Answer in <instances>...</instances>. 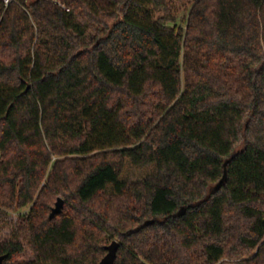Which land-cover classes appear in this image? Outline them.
<instances>
[{
  "label": "trees",
  "instance_id": "16d2710c",
  "mask_svg": "<svg viewBox=\"0 0 264 264\" xmlns=\"http://www.w3.org/2000/svg\"><path fill=\"white\" fill-rule=\"evenodd\" d=\"M25 206L32 258L0 232L3 264L111 239L116 264H264V0H0V208Z\"/></svg>",
  "mask_w": 264,
  "mask_h": 264
},
{
  "label": "rangeland",
  "instance_id": "374dc122",
  "mask_svg": "<svg viewBox=\"0 0 264 264\" xmlns=\"http://www.w3.org/2000/svg\"><path fill=\"white\" fill-rule=\"evenodd\" d=\"M51 168V167H50ZM49 168V170H50ZM48 170V171H49ZM61 196L62 198L65 199V196L63 195H54L52 204H51V209L55 206L58 197ZM29 209V206H25L20 209H15V210H5L0 208V232L1 236L3 238H8L12 237L16 240H20L25 247V250L22 254L19 255L18 259L19 260H25V259H30L32 258V248L30 244V237L29 234L26 230V228L19 223V216L22 213L27 212ZM50 209L49 212L52 210ZM114 239H111L108 241V244L111 243Z\"/></svg>",
  "mask_w": 264,
  "mask_h": 264
},
{
  "label": "water",
  "instance_id": "95a60500",
  "mask_svg": "<svg viewBox=\"0 0 264 264\" xmlns=\"http://www.w3.org/2000/svg\"><path fill=\"white\" fill-rule=\"evenodd\" d=\"M64 206V199L62 197H58L55 206L53 207L50 217L53 218L57 214H59ZM119 242L117 240H113L109 245H107L108 252L106 255L98 262V264H116L117 252L119 249ZM6 254H0V264H3L6 260Z\"/></svg>",
  "mask_w": 264,
  "mask_h": 264
},
{
  "label": "built area",
  "instance_id": "2783aa9c",
  "mask_svg": "<svg viewBox=\"0 0 264 264\" xmlns=\"http://www.w3.org/2000/svg\"><path fill=\"white\" fill-rule=\"evenodd\" d=\"M11 0H5V3L8 4Z\"/></svg>",
  "mask_w": 264,
  "mask_h": 264
}]
</instances>
